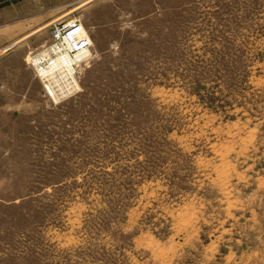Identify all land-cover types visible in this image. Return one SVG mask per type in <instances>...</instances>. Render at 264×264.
I'll return each mask as SVG.
<instances>
[{
  "label": "rangeland",
  "instance_id": "rangeland-1",
  "mask_svg": "<svg viewBox=\"0 0 264 264\" xmlns=\"http://www.w3.org/2000/svg\"><path fill=\"white\" fill-rule=\"evenodd\" d=\"M0 264H264V0H0Z\"/></svg>",
  "mask_w": 264,
  "mask_h": 264
},
{
  "label": "built area",
  "instance_id": "built-area-1",
  "mask_svg": "<svg viewBox=\"0 0 264 264\" xmlns=\"http://www.w3.org/2000/svg\"><path fill=\"white\" fill-rule=\"evenodd\" d=\"M54 35L57 39L56 44L62 43L65 35L71 37L75 36L74 42L71 43L72 47L67 45V48L69 47V55L78 60L77 63L86 56L92 45L89 38L85 35L82 25L78 21H70L64 25L56 26ZM40 76L47 82L45 85L47 94L55 99L69 94L72 87L75 85V70H65L64 67H54V71L50 76L44 77L41 74Z\"/></svg>",
  "mask_w": 264,
  "mask_h": 264
},
{
  "label": "bare ground",
  "instance_id": "bare-ground-1",
  "mask_svg": "<svg viewBox=\"0 0 264 264\" xmlns=\"http://www.w3.org/2000/svg\"><path fill=\"white\" fill-rule=\"evenodd\" d=\"M74 37L66 36L64 41L60 44H55L52 46L50 51L36 56L33 59L34 65L38 68L40 74L44 77L50 76L54 71V67L63 68L66 70H75L77 59L69 55L67 45L72 47L71 43L74 42ZM74 49V47H73ZM55 54L56 57H52ZM89 52L86 54L88 56Z\"/></svg>",
  "mask_w": 264,
  "mask_h": 264
}]
</instances>
